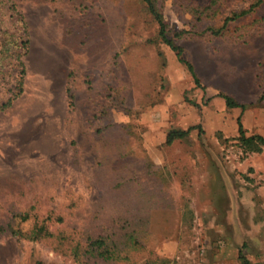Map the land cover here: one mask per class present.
Wrapping results in <instances>:
<instances>
[{"label":"rangeland","instance_id":"1","mask_svg":"<svg viewBox=\"0 0 264 264\" xmlns=\"http://www.w3.org/2000/svg\"><path fill=\"white\" fill-rule=\"evenodd\" d=\"M254 1L156 0L195 83L141 0H0V264L264 263V152L217 96L259 91L264 0L223 27Z\"/></svg>","mask_w":264,"mask_h":264},{"label":"trees","instance_id":"2","mask_svg":"<svg viewBox=\"0 0 264 264\" xmlns=\"http://www.w3.org/2000/svg\"><path fill=\"white\" fill-rule=\"evenodd\" d=\"M147 7V9L150 11V13L153 15V18L155 19V21L158 24V34L161 38V40L163 41V43H165L167 46H169L172 50L175 51L176 55L178 56L179 60L182 61L188 68V71L191 73V76L193 78V81L195 83L198 82V78L195 75L194 69L192 67V65L190 64V62L184 60L181 57L182 54V48L178 45H176L174 38H177L180 36V32L178 31H174L172 34L170 33V29H167L168 26L165 22V19L163 18V14L161 13L159 7L157 6L156 0H141ZM261 0H255L247 10L238 12V13H233L232 15H230L229 17H226L224 22H223V27L225 26V24L227 23L228 20L230 19H234L237 18L239 15H244L247 12H249L252 8L258 6L260 4ZM16 59L19 62V67L21 68L19 71L20 73H24V66H23V62L20 59V57H16ZM219 95L224 99L225 105L228 108H232V107H241L243 108V105H241L240 103L236 102L232 97H230L229 95L220 92ZM237 126H238V135L235 136L236 139L238 140V142L240 143V146L243 149L244 153H259L262 150V147H264V137L258 134L255 135H245V131L242 128V124L240 122L239 117H237ZM195 128H199L200 130H202L200 127V125H192L186 129H170L167 134H166V138H165V143L171 144L175 139H183L185 138L189 132ZM96 246V251L97 254L99 256L105 257V258H111V253L107 247V242H104L102 239L99 240H95L93 241V244ZM239 264H264L262 262H251L249 261L243 254L241 251H239ZM34 264H44L41 261H36Z\"/></svg>","mask_w":264,"mask_h":264},{"label":"crops","instance_id":"3","mask_svg":"<svg viewBox=\"0 0 264 264\" xmlns=\"http://www.w3.org/2000/svg\"><path fill=\"white\" fill-rule=\"evenodd\" d=\"M244 46H251L253 49L255 47H257V44H255V42L253 41L252 43H247ZM264 75V73H263ZM243 80V84H242V88H240L239 92L237 93V99H234L236 102L240 103L241 105H243V108L241 107H232V108H228L225 105L224 99H221L220 102L222 105H224L225 108L229 109V110H236V108H238L239 113L237 115V117H239L240 122L242 124V128L245 131V135H261L264 137V111H261V113H258V111H254V106L258 105V104H263L264 105V77L262 79H260V87H259V91L258 93L255 95V98H249L250 96V89L249 86L247 84L248 82V75L246 73V75L243 76L242 78ZM220 93V92H219ZM219 93L217 94V96H220ZM221 97V96H220ZM237 117H236V121H237ZM235 127V126H234ZM238 126H237V122H236V130L234 133H220L225 137L227 136H237L238 135ZM221 130V129H220ZM261 152H264V147H262ZM259 152V153H261ZM259 153H254L255 155H250L249 157L246 158V166H252L254 167V169L257 171H260L261 166L260 163H257L255 161V156H259Z\"/></svg>","mask_w":264,"mask_h":264}]
</instances>
